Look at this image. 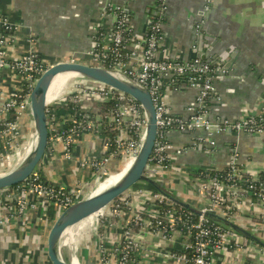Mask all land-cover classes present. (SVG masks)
<instances>
[{
  "label": "built area",
  "instance_id": "built-area-1",
  "mask_svg": "<svg viewBox=\"0 0 264 264\" xmlns=\"http://www.w3.org/2000/svg\"><path fill=\"white\" fill-rule=\"evenodd\" d=\"M168 2L169 0H157L156 10L166 13ZM209 9L208 4L206 10ZM102 18L104 24L108 21L110 28L102 33L101 30L105 29L102 25L95 35L90 52L93 63L120 72L147 89L156 108L158 135L148 169L155 171L154 176L160 178H167L169 173L172 174L175 180L191 187L190 192L202 201L207 211L238 223L236 216L245 197H248L250 205L264 202V175L245 178L238 147L231 148L225 170L205 169L215 172L213 176L205 175V181L192 178L185 171L189 166L177 165L176 159L188 156L203 146L214 152L218 137L227 134L229 130L236 134L263 136L264 112L255 118L232 122L209 119L207 101L216 94L218 69L199 57L181 61L162 54L163 15L157 17L158 21L151 18L146 37L134 49L130 48L133 42L130 14L124 7L110 3L104 8ZM20 29L19 24L0 10V171H4L3 174L12 168L8 167L17 166L25 156L27 143L21 125L27 120L26 112L33 88L50 64L33 51L18 55ZM196 34L200 36V26L196 27ZM32 41L30 38L29 42ZM10 74L15 76L16 85L5 77ZM181 81L198 90L187 117L174 115L167 102L166 94L174 90ZM67 102H71L77 110L68 120L72 123L70 128L68 123L65 125L60 122V117L52 111L55 104ZM92 102L112 105V109L107 114L91 115ZM12 114H17L18 118L13 121L2 118ZM48 116L49 146L46 157L54 152L57 144H62L65 158L74 160L71 150L80 134L90 133L102 138L106 155L82 163L83 169L93 171L92 178H97L96 180L109 175L122 162L119 159L121 154H125L128 161L135 160L145 139L148 124L146 111L132 97L103 84L87 81L77 84L60 100L50 103ZM106 129L118 131L116 138H103L102 133ZM200 132L204 135L194 137ZM174 134H195L192 136L194 141L179 147L171 142ZM3 143L6 146L2 147ZM13 160L15 163L10 165ZM242 185H245V190L241 189ZM80 197L78 190L44 182L39 171L26 184L0 192L1 202L13 204L10 209L12 214H25L37 209L41 199L55 204L63 211ZM168 204L169 200L165 197L144 189L133 190L114 202L100 216L99 226L102 220L120 217L125 209L135 208V212L124 228L122 240L111 253L107 252L103 244L104 236H98L100 264H133L136 256L145 248V237L159 240L163 244L183 241L181 249L161 254L173 264H215L216 254L244 249L237 241L238 235L229 229L191 213L180 212L168 207ZM261 222L264 227V216L261 217Z\"/></svg>",
  "mask_w": 264,
  "mask_h": 264
},
{
  "label": "crops",
  "instance_id": "crops-1",
  "mask_svg": "<svg viewBox=\"0 0 264 264\" xmlns=\"http://www.w3.org/2000/svg\"><path fill=\"white\" fill-rule=\"evenodd\" d=\"M110 3L124 7L130 14L133 28L130 48L134 49L146 37L153 17L150 11L157 9V0H0V9L21 26L18 55L33 51L51 63L60 59L92 60L90 52L97 31L102 25L104 30L110 28L108 21L105 25L102 18L104 8ZM208 4L210 9L207 11ZM163 18L162 54L190 61L202 53L206 54V61L217 64L213 65L220 72L215 80L216 94L207 101L209 119L232 122L255 118L264 112V0H169ZM197 26L206 36V53L203 52L201 39L197 38ZM215 56L218 57L216 60ZM197 95L198 90L186 83L177 85L166 94L172 113L182 117L188 116ZM69 119L68 116L60 117V122L66 125ZM30 129L35 139L33 124H30ZM192 136L186 138L183 134H174L171 140L180 147L184 143L189 144L190 139L194 141ZM26 137L28 141V135ZM236 146L244 175L263 176L264 135L253 137L227 133L218 137L214 152L203 146L188 156L177 158L176 163L189 168L223 170L227 167L231 148ZM98 152H102L100 138L90 133L82 134L74 146V160H67L63 145L57 144L54 152L43 161L39 172L47 183L83 194L92 181V175L90 170L82 168V163L96 158ZM121 163L116 167H120ZM170 177L172 187L178 188L181 194L191 195L189 186L180 187L169 173L167 178ZM191 197L195 202L199 200L193 195ZM244 199L236 222L256 232L264 241L261 222L264 202L250 205L248 197ZM12 205L0 201V264H47V235L60 209L41 199L37 209L25 214H12ZM126 211L118 218L102 220L99 226V234L103 229L100 236H104L103 244L108 253L122 240L124 228L131 221L135 208ZM97 224V220L89 221L68 231L59 246L60 257L70 263L74 240L81 264H99ZM79 237L81 244L75 241ZM145 240V248L133 264H173L161 254L179 250L183 245V241L163 244L152 238L145 237ZM237 241L244 246L243 250L218 253L214 263L264 264L263 247L240 236Z\"/></svg>",
  "mask_w": 264,
  "mask_h": 264
},
{
  "label": "water",
  "instance_id": "water-1",
  "mask_svg": "<svg viewBox=\"0 0 264 264\" xmlns=\"http://www.w3.org/2000/svg\"><path fill=\"white\" fill-rule=\"evenodd\" d=\"M150 13L155 18L161 15L165 16L166 14L158 10L150 11ZM197 38L198 40L199 38L201 39L203 52L205 51L206 53V36L202 32ZM197 57L206 61V54L200 53ZM217 58L215 56L214 60ZM213 65L217 64L212 63ZM64 72L76 73L81 76L83 81L103 84L132 97L146 111L148 124L140 152L135 160L132 161L131 167L123 178L99 196L91 195L86 198L77 199L71 206L61 211L54 220L46 241L45 257L47 264H69L58 255L59 245L68 234V231L74 230L80 225L82 226V224L85 225L89 221L97 220L99 222L100 216L114 202L129 192L136 190L135 186L137 185L144 186L137 189H144L161 195L181 208L188 210L193 215L223 226L238 236L251 240L264 248V241L258 237L256 232L242 227L238 223L228 220L217 213L207 211L199 200L197 202L187 201L184 194L181 195L178 189L168 183V178L154 176L156 172L149 170L148 166L157 140L158 126L156 108L150 93L126 75L89 64L82 59H60L53 61L37 80L31 93L30 106L26 112L27 122L33 124L35 129L32 150L15 169L0 175V192L25 183L41 168L49 146L48 106L50 103L48 95L55 77ZM228 133L231 134L232 131L229 130Z\"/></svg>",
  "mask_w": 264,
  "mask_h": 264
},
{
  "label": "trees",
  "instance_id": "trees-1",
  "mask_svg": "<svg viewBox=\"0 0 264 264\" xmlns=\"http://www.w3.org/2000/svg\"><path fill=\"white\" fill-rule=\"evenodd\" d=\"M1 10V9H0ZM3 13L5 14V15H8L9 16V14L7 13V12H5L4 10H3ZM152 19H154V20H159V18H155V17H152ZM162 21H165L164 20V18L162 19ZM101 32L102 33H105L106 32V30H104V29H102L101 30ZM87 63H89V64H92V65H95L94 63H93V61L92 60H85ZM47 63H50V62H48V61H46ZM6 77H8V78H10V83L11 84H13V85H16L17 84V80H16V78H15V76L14 75H9V76H6ZM183 83H186V82H184V81H181V82H179L178 83V86L179 85H181V84H183ZM8 90L10 91V89L8 88ZM91 115H98V114H107L108 113V111L110 110V109H112V105H108V104H104V103H101V102H92L91 103ZM75 107H74V105L71 103V102H67V103H58V104H55L53 107H52V111L55 113V115L57 116V117H61V118H64V117H66V116H68V117H70L71 115H74V114H76V112H77V110L76 109H74ZM79 111V110H78ZM3 119H7V120H9V121H13V120H16L17 118H18V115L17 114H12V115H10V116H7V117H2ZM67 119V118H66ZM68 123V125H69V128H70V126H72V123L71 122H67ZM82 134H87V133H82ZM82 134H80L78 137H77V139H76V141H75V143H74V145H73V147H72V150H71V152H72V154H73V150H74V146L76 145V143H77V140L80 138V136L82 135ZM93 135H95V134H93ZM118 135V131H116V130H114V129H106V130H104L103 131V133H102V136H103V138H111V139H115L116 138V136ZM195 135V134H194ZM193 135V136H194ZM199 135H204V133H202V132H200V133H198L197 135H195L194 137H196V136H199ZM95 136H97V135H95ZM185 137L187 138L188 137V134H186L185 135ZM100 138V140H101V144H102V152H98V156L96 157V158H94V159H98V158H101L102 156H104V155H106V150H105V148H104V144H103V140H102V138L101 137H99ZM188 140V139H187ZM190 141H191V139H190ZM189 141V144L192 142H190ZM171 142H173L172 140H171ZM119 159H120V161H122V163L123 162H125L126 161V159H127V157H126V155L125 154H121L120 156H119ZM93 159H91L89 162H91ZM117 165H119V164H117ZM116 165V166H117ZM115 166V167H116ZM119 166L118 167H116L115 168V170L113 171V173H115V172H117L118 170H119ZM205 169H207V168H201V169H196V168H187L185 171L186 172H188L189 173V175L192 177V178H194V179H196V180H199V181H205V179H206V177H205V175H207V174H210L211 176H213V175H215V172L214 171H210V170H205ZM87 170H90L91 171V175H93V171L91 170V169H87ZM223 170H225V169H223ZM38 171H39V169H38ZM245 178H246V176H245ZM43 179V181L44 182H46V180L44 179V178H42ZM171 179V177L170 178H168V183H170V180ZM93 181V180H92ZM27 182H29V180L27 181ZM27 182H25V183H23V184H21V185H19V186H15V187H13L12 189H16V188H18V187H20V186H22V185H24V184H26ZM47 183V182H46ZM92 183V182H91ZM140 187H144V186H141V185H137V186H135V189H137V188H140ZM241 189H243V190H245L246 188H245V185H242V188ZM156 194V193H155ZM185 199L187 200V201H190V202H194V199L191 197V195L190 194H185ZM116 203V202H115ZM168 207H173V208H175V209H177L178 211H180V212H183V213H188V214H190L191 212H189L188 210H185L184 208H181L180 206H178L177 204H174L173 202H171V201H169V204L167 205ZM126 209L125 210H123V212H122V214H126ZM60 213H61V210H60ZM192 214V213H191ZM59 215V214H58ZM57 215V216H58ZM195 216V215H194ZM197 217V216H196ZM57 218V217H56ZM55 218V219H56ZM54 219V220H55ZM54 220L52 221V224H53V222H54ZM52 224H51V226H52ZM51 226H50V228H51ZM49 228V229H50ZM103 233V229L101 230V232H100V234H102ZM98 258H99V260H100V256L98 255ZM99 264H100V262H99Z\"/></svg>",
  "mask_w": 264,
  "mask_h": 264
},
{
  "label": "bare ground",
  "instance_id": "bare-ground-1",
  "mask_svg": "<svg viewBox=\"0 0 264 264\" xmlns=\"http://www.w3.org/2000/svg\"><path fill=\"white\" fill-rule=\"evenodd\" d=\"M80 79L81 81H83V79L81 78L80 75L76 74V73H71V72H64L59 74L58 76L55 77V79L52 82L50 91H49V95H48V101L49 103L55 102L57 101V98L60 96V98L58 100H60L67 91H63V87L71 80V79ZM32 146L33 144H30L28 147L27 152L25 153V156H23L22 160L31 152L32 150ZM132 165V161L125 166V168H122L121 170H119L116 173H113L108 176L107 178H105L103 181H101L96 188V193L94 194V196H99L101 194H103L104 192H106L107 190H109L112 186L116 185L122 178L123 176L127 173V171L129 170V168ZM0 175H2V172L0 171ZM98 228V224L96 225V230ZM97 234V233H96ZM98 238V236H97ZM74 242L73 240V251H72V256L70 259V263L69 264H81V260L78 256L79 250H78V245ZM60 246V245H59ZM99 252V245L97 247V254ZM58 255L60 257L59 254V248H58ZM61 258V257H60ZM62 259V258H61ZM99 259V258H98Z\"/></svg>",
  "mask_w": 264,
  "mask_h": 264
},
{
  "label": "rangeland",
  "instance_id": "rangeland-1",
  "mask_svg": "<svg viewBox=\"0 0 264 264\" xmlns=\"http://www.w3.org/2000/svg\"><path fill=\"white\" fill-rule=\"evenodd\" d=\"M6 77V76H5ZM77 84H84V81H81L80 79H76V78H74V79H71L64 87H63V91H67V92H69V91H72V89L77 85ZM61 96V95H60ZM60 96L57 98V100L60 98ZM21 127H22V131H23V135L24 136H29V138H28V141H26V143H27V145L25 146V153L27 152V150H28V147H29V145H30V141L32 140L33 141V139H34V137L32 136V132H31V130L32 129H30V124L27 122V120H25V121H23V125H21ZM29 131H30V133H29ZM27 138V137H26ZM27 140V139H26ZM4 141V140H3ZM3 141H1V142H3ZM23 158V157H22ZM131 161H128V160H126L125 162H123V163H121L120 164V168H119V170H121L122 168H125V166H127L129 163H130ZM15 162H14V160L12 161V162H10V165H13ZM9 166V165H8ZM7 166V167H8ZM12 167V168H11ZM17 166L16 165H13V166H10V167H8V168H11V169H9L8 171H10V170H13V169H15ZM7 168V169H8ZM118 170V171H119ZM117 171V172H118ZM2 172V174L4 173V171H1ZM112 172H113V170L110 172V174L108 175L107 174V176H103L102 178H100L99 180H96L95 178H92V180L93 179H95V181L94 182H92V181H90L89 182V186H88V189H87V191L86 192H84L83 194H81V197H80V199L81 198H86V197H88V196H91V195H94L95 193H96V188H97V185L101 182V181H103L105 178H107L108 176H110L111 174H112ZM109 173V172H108ZM116 173V172H115ZM172 179H174V178H172ZM175 182H176V185H180V187L182 186H186L185 184H183V183H180L178 180H174ZM92 182V183H91ZM187 188V187H186ZM178 189V188H177ZM188 189V188H187ZM189 189H190V187H189ZM137 190V189H136ZM180 191V190H179ZM190 191H191V189H190ZM184 195H185V193H183ZM182 195V194H181ZM191 195H194V194H192V192H191ZM98 227H99V225H98ZM99 230H100V228H98V234H99ZM99 236H100V234H99ZM100 238V237H99ZM87 240V239H86ZM75 241H77L79 244H81V237H79L78 239H76ZM86 244H87V241H86V243L84 244V248H85V246H86Z\"/></svg>",
  "mask_w": 264,
  "mask_h": 264
}]
</instances>
